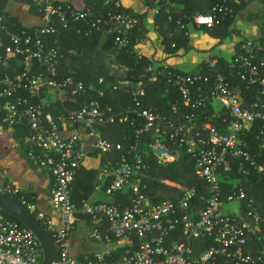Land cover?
<instances>
[{
    "label": "built area",
    "instance_id": "obj_1",
    "mask_svg": "<svg viewBox=\"0 0 264 264\" xmlns=\"http://www.w3.org/2000/svg\"><path fill=\"white\" fill-rule=\"evenodd\" d=\"M241 1L235 0V3ZM44 2L46 6L40 9L38 17L40 22L30 31L11 32L0 16V29L10 40L4 44L0 36V127L13 132L17 127H26L28 132L22 141L28 158L34 166L52 172L50 205L60 216L59 223L39 211L36 204L25 199L21 202L47 224L59 252L52 264H264V248L255 253L246 252L251 239L264 240V220L242 182L252 171L264 175V162L257 160L247 142L257 125L256 138L260 140V155L263 154L264 48L252 45L251 40L241 42L232 57L226 58L224 67L219 66V57L212 56L205 61L212 75L201 73V68L184 75L174 73L171 80L186 108L173 107L177 121L167 119L154 108L140 110L147 95L141 85L127 89L134 105L123 113L119 122H126L131 113L142 117L145 123L136 131V136L139 139L143 134H150L157 139L151 147L160 163L177 160L179 152L169 142L183 147L208 190L206 197L200 198L193 186L176 200L155 202L147 195V183L141 181L150 166L138 152L139 141L129 150V155L132 151L138 152L133 160L123 156L119 163L113 162L110 157L121 145L115 147L96 128L117 122L113 108L103 107L98 100L76 106L77 98L89 96L95 92V86L73 77L61 78L60 47L50 46L47 40L80 24L102 29L121 48L129 45V35L137 19L128 13H118L109 23L104 14L96 15L91 8L55 4L53 0L36 1V4ZM229 12L232 10L228 6L215 5L209 13L195 16L193 24L212 29ZM161 65L154 63L147 70L154 77L166 76L167 66L161 68ZM104 95L100 90L99 96ZM217 104L221 105L219 110ZM58 106L62 110L58 111ZM208 106L216 109L214 115L199 123L198 114ZM187 108L192 111L188 112ZM217 116L222 119L219 127L212 122ZM69 130V136L64 138L62 132ZM84 134L95 137L94 152L107 159L101 167L103 177L110 182L107 194L113 196L129 187L132 193L129 203L88 202L81 210L76 208L73 184L88 157ZM233 161L237 162L241 177L232 186L236 192L227 196V203L233 204L230 207L223 200L220 171L231 172ZM136 175L139 179L134 181ZM168 184L183 190L180 184ZM19 191L9 184L0 186V193L10 197ZM79 213L107 227L104 237L97 235L105 242L106 251L88 254L82 262L72 255L69 242ZM43 256L34 232L18 227L0 209V264H42Z\"/></svg>",
    "mask_w": 264,
    "mask_h": 264
},
{
    "label": "trees",
    "instance_id": "obj_2",
    "mask_svg": "<svg viewBox=\"0 0 264 264\" xmlns=\"http://www.w3.org/2000/svg\"><path fill=\"white\" fill-rule=\"evenodd\" d=\"M27 2L30 9L35 13L36 16L40 17V9L46 6V3L36 4V1L41 0H16V2ZM148 7L150 6L151 0H142ZM154 6L158 9L157 14L154 16L155 25L157 26V33L159 34V43L164 47H157L159 53L164 58L168 56H175L179 51H189L193 47L190 45V37L188 35V25L193 24V19L198 14H207L215 5H226L232 12L225 16L224 20L212 29L207 31L218 38L221 42L225 41L231 35H238V29L235 26L237 20L241 18L245 22H259V38L257 39L256 46L264 48V0H243L240 4L235 3V0H152ZM55 4H64L58 0H53ZM258 2L261 6L259 10L251 11L250 6ZM84 5L87 8H91L96 11V15L104 14L111 23L112 16L118 13H128L135 17L138 21L135 29L129 35L130 43L127 46L119 48L115 43V38L110 37L106 42L105 47H99L100 31L97 27H84L79 25L80 31L76 29H69L67 31H61L56 35L47 37L50 46L60 47L59 48V62L58 70L61 78L73 77L76 80L83 81L84 83L95 86V92L89 94V96H83L77 98V107L88 103L90 100H98L101 102L103 107L111 106L114 110L117 122L114 124H103L96 128L101 132L103 138L114 144L115 147L121 145V149L115 148V151L111 155V159L114 163H119L123 156L129 157L131 160L134 159L135 153H142L144 155V161L150 166L149 171L141 176L142 183H147L149 195L155 202H160L164 199L176 200L180 198L183 193L190 187L195 186L198 189L199 197H206L208 192L206 185L202 182L195 173V163L190 159L189 154L183 147H179L169 142L172 148L177 149L179 157L177 160L160 163L158 155L152 149V145L156 143V138L150 134H143L138 137L136 131L144 125V119L138 116L136 113H131L126 122L120 123L119 118L123 116V113L128 109H132L134 102L132 96L127 92V89H132L141 85L146 89V97L142 100V107L140 110L154 108L161 115H168L169 119L177 121V117L173 112L175 105L183 107V100L177 88L174 86L173 80L174 73H179L174 68L167 65L164 68L163 59H157L158 54L153 58H148L144 54H138L135 51L136 45H138L144 39V33L146 31L143 19L146 14L137 13L136 8L127 9L124 0H83ZM0 16L4 19L7 28L11 32H20L24 30H32L35 25H27L20 20L18 15H12L6 11L0 12ZM111 17V18H110ZM185 29H182V26ZM194 25V24H193ZM181 28V33H176V29ZM5 32L0 29V36L4 39V44L10 40L4 35ZM249 41L248 38L243 37L241 42ZM240 42V44H241ZM113 50L116 54H114ZM161 50V51H160ZM117 56L116 61L123 64L128 68V79L127 81H121L112 66L113 57ZM219 66H226L224 57H219ZM154 63L162 64L161 68L166 69V76H155L148 72V67ZM203 74H211L210 68L207 62L201 64L199 70ZM103 78V82L100 83V79ZM170 80V81H169ZM172 81V82H171ZM118 87V89H114ZM105 92L104 97L99 96V91ZM61 106L57 107L60 111ZM214 107H206L198 114L200 116L199 123H203L208 120L215 112ZM185 111V110H182ZM181 111V112H182ZM188 112L192 110L187 108ZM181 112L179 115H182ZM209 117V118H208ZM213 125L219 127L222 123V119L218 116L212 119ZM259 131L257 125H255L252 134L248 135L247 142L251 146L252 153L256 156L257 160L262 163L264 162V151L260 155V140L256 138V131ZM28 132L26 127H17L15 132L12 134L14 138L19 142L22 148L23 155L28 158V152L23 144L22 138ZM139 141L138 152L132 151L129 155V150L132 145ZM262 143V142H261ZM105 158V162H106ZM237 162L233 161V168L231 172L224 171L221 169L220 175L223 187V200L227 203V196L236 192L232 188L235 180L241 177L237 173ZM135 176L134 181L139 179ZM243 178V177H242ZM78 179V177H77ZM76 179V181H77ZM75 181V182H76ZM74 182V184H76ZM168 183L180 184L183 190H180L174 186H170ZM243 186L246 190V194L249 199L255 201V206L258 208L260 215L264 220V175L252 171L250 177H244ZM110 184V182L108 181ZM73 184V185H74ZM91 191L86 193V196H80L73 193V202L78 210H81L84 206L85 200L89 197ZM131 190L129 187L125 190L116 192L113 196H119L122 203L114 202V204L125 205L131 200ZM19 202L24 199L29 203L35 204L36 197L32 192L26 193L19 191L17 194L12 196ZM229 203H227L228 205ZM245 204V203H243ZM204 205V203H202ZM229 204L228 206H232ZM3 214L7 219L15 223L18 227H25L20 221L3 211ZM33 216L38 219L37 213L32 212ZM81 218H91L79 213ZM87 219V220H88ZM40 223L48 229L47 224L40 220ZM88 220V221H89ZM77 225V224H76ZM75 225V228H76ZM74 228V229H75ZM263 235H264V222L262 224ZM73 229V230H74ZM264 247V240L258 242L254 239L250 240V247H246V252H258ZM120 256V254H119ZM84 255L78 257V261L82 262ZM219 264H222L219 262Z\"/></svg>",
    "mask_w": 264,
    "mask_h": 264
},
{
    "label": "crops",
    "instance_id": "obj_3",
    "mask_svg": "<svg viewBox=\"0 0 264 264\" xmlns=\"http://www.w3.org/2000/svg\"><path fill=\"white\" fill-rule=\"evenodd\" d=\"M58 1L71 3L77 8L86 7L83 3V0H80L79 2L76 0ZM124 3L127 9L136 8L137 13L143 15L146 14L143 19V24L146 29L144 33V39L138 45L134 46L136 48L135 51L138 54L146 55L150 59L153 58L156 54H158L157 59H163L164 56H162L161 53H159V51L157 50V47L164 46L158 41L159 34L157 33V26L155 25L154 20V16L155 14H157L158 8L154 6V2L151 0L150 6L148 7L142 0H124ZM255 3L257 4V6H260L258 2ZM254 7L256 8V6ZM31 12L34 13L32 10ZM79 25L80 24H74L71 29H76L77 32H79L81 28ZM181 31V28L176 29V33L178 34L181 33ZM187 31L190 37L189 43L193 48L189 51H179L177 55L168 56L163 60V65H168L183 75L187 73L197 72L201 68V64L210 59L212 56L217 55L219 57L230 59L235 52V48L241 46L240 42L243 37H245L243 35L241 36V31L238 29L239 34L237 36L240 37V41L231 46H227V42H229L230 36L225 41L221 42L218 38H215L213 35H211L207 31V29L198 28L193 24L188 25ZM100 34L101 36L99 39V47H105L109 36L105 33V31H100ZM257 37L259 38V32L257 33ZM198 47L213 48L205 51L203 49H198ZM220 47H222L223 50H220ZM214 49H216V54L214 53ZM202 50L203 58L200 60H196L200 57V55L198 54H201L199 52ZM113 52L114 54H116L114 50ZM219 52H221L222 54H220ZM223 53H225L226 55H224ZM204 56L206 57L204 58ZM116 58L117 56L115 55L112 61V66L115 70V73L121 81L129 80L128 68L123 64L118 63L116 61ZM163 116L167 117V119L169 117L165 114H163ZM98 132L101 134L100 131ZM13 133L14 132L9 128L0 127V185L9 184L16 187L20 191H24L26 193L32 192L36 197L37 202L35 204L37 206V209L45 213L46 216L48 218H51L54 223H59L60 216L55 213L50 205L51 191L54 185V178L51 170L34 166L31 160L23 155V151L19 145V142L14 138V136H12ZM69 134L70 130L62 132V136L64 138L68 137ZM95 140V137H88L86 134H84L83 136V141L85 144V149L88 152V157H86V159L82 163V168L79 171L78 179L75 182L76 184L73 185V193H76L80 196H86V193L91 191V194L85 200L84 204L88 202L122 203L120 201H123L124 198L120 199L119 196H110L107 194L109 183L103 177L101 172V167L105 163V158L103 157V155L94 152L93 148ZM87 219L79 217V221L76 224L78 225L79 222L84 221V228L88 229L91 233L92 238H95L97 240H99L97 238V235H106L107 227L104 226V224L102 225L100 222H95L92 219H88V221ZM74 230L69 237V242L71 246V253L77 260L80 255H84L85 257L88 254L98 251L83 250L80 253L74 255L73 252L76 250L75 245L72 244V236L75 233Z\"/></svg>",
    "mask_w": 264,
    "mask_h": 264
},
{
    "label": "rangeland",
    "instance_id": "obj_4",
    "mask_svg": "<svg viewBox=\"0 0 264 264\" xmlns=\"http://www.w3.org/2000/svg\"><path fill=\"white\" fill-rule=\"evenodd\" d=\"M76 1L79 2L80 0H76ZM238 4H240V3H238ZM252 5L253 6H250V8H249V10H251V11H256V10H259L261 8V6H259V5L257 6L256 3H253ZM254 6H256V8ZM7 12L12 14V15H18L20 17V20L27 25H35L40 21L38 16H36L34 13L31 12L29 4L27 2L12 1L7 8ZM235 26L241 31L240 32L241 36L243 35L251 41L258 38L257 37V33L259 32V28H258L259 22L258 21H256L255 23L254 22H245L244 19L240 17V19L237 20V22L235 23ZM239 41H240L239 36L231 35L229 38V42H227L228 43L227 46H231V45H233ZM211 48H213V47H198V49H203L205 51L209 50ZM217 48H219V47H217ZM203 50L199 52V53H201V54H198V55H200V57L197 58L196 60H200L203 58V56H202ZM220 50H223L222 47H220ZM215 51H216V49H214V53L216 54ZM219 53L222 54L221 52H219ZM223 54L226 55L225 53H223ZM215 56H217V55H215ZM205 57L206 56H204V58ZM217 57H219V56H217ZM216 107L219 110L221 108V105L217 104ZM176 156H177V158L179 157L178 154ZM236 182H237V179L235 180L234 183H236ZM84 227H85V222L81 221L78 223V225L76 226V228L74 230L75 233L72 236V244L75 245L76 250L73 252V254L76 255L83 250H98L99 252H105L107 249L105 243L102 240H97L95 238H92L89 230L84 228ZM104 236H105V234H103L102 237H104ZM263 238H264V235H262V239Z\"/></svg>",
    "mask_w": 264,
    "mask_h": 264
},
{
    "label": "water",
    "instance_id": "obj_5",
    "mask_svg": "<svg viewBox=\"0 0 264 264\" xmlns=\"http://www.w3.org/2000/svg\"><path fill=\"white\" fill-rule=\"evenodd\" d=\"M12 1L16 0H0V12L6 11ZM257 41V39L253 40L252 45H255ZM0 209L34 232L43 248L42 264H52L58 259L59 252L53 236L24 204L6 194L0 193Z\"/></svg>",
    "mask_w": 264,
    "mask_h": 264
}]
</instances>
